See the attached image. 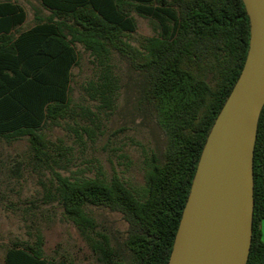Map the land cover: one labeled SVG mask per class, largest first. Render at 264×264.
<instances>
[{"label": "trees", "instance_id": "trees-1", "mask_svg": "<svg viewBox=\"0 0 264 264\" xmlns=\"http://www.w3.org/2000/svg\"><path fill=\"white\" fill-rule=\"evenodd\" d=\"M47 13L20 30L26 18L17 2L0 0V139H26L33 161L45 156L41 133L70 101L76 45L97 67L84 87L91 100L110 104L119 84L114 56L136 74L135 108L159 132L161 144L136 196L113 175L69 180L56 175L63 215L100 264H167L196 165L208 132L235 84L248 50L249 19L242 0H39ZM131 12L148 19L155 35L138 47ZM35 13H38L37 11ZM253 210L245 264H264V104L252 159ZM94 209L116 213L123 232L96 230ZM42 238L13 242L3 264H64L42 258Z\"/></svg>", "mask_w": 264, "mask_h": 264}, {"label": "rangeland", "instance_id": "rangeland-1", "mask_svg": "<svg viewBox=\"0 0 264 264\" xmlns=\"http://www.w3.org/2000/svg\"><path fill=\"white\" fill-rule=\"evenodd\" d=\"M24 5L26 0H15ZM28 1V0H27ZM33 7L38 0L28 1ZM135 30L126 40L138 47L142 38L155 35L150 20L131 12ZM78 64L71 70L70 101L64 113L41 130L48 141L45 156L30 157L26 139L7 143L0 139V264L13 242L34 243L42 238V258L64 264H100L76 227L65 218L56 198V175L69 180L113 175L140 196L144 175L160 144L154 125L137 112L133 83L136 74L114 56L119 89L110 104L91 100L84 92L97 67L76 45ZM96 230L109 236L123 232L125 223L116 213L94 209ZM264 242V220L261 222Z\"/></svg>", "mask_w": 264, "mask_h": 264}, {"label": "water", "instance_id": "water-1", "mask_svg": "<svg viewBox=\"0 0 264 264\" xmlns=\"http://www.w3.org/2000/svg\"><path fill=\"white\" fill-rule=\"evenodd\" d=\"M242 3L245 61L205 139L167 264H245L248 257L253 148L264 104V0Z\"/></svg>", "mask_w": 264, "mask_h": 264}, {"label": "crops", "instance_id": "crops-1", "mask_svg": "<svg viewBox=\"0 0 264 264\" xmlns=\"http://www.w3.org/2000/svg\"><path fill=\"white\" fill-rule=\"evenodd\" d=\"M10 1L11 2H15V0H10ZM28 1L26 0L25 3L28 6L30 12L27 11V9H26V7L24 5H21L19 3L23 7V9L25 10V13H26V18H25L24 22L22 23V25L20 26V30H27V29H29L30 27H32L35 24V22H34V14H39V12L42 13V14H46L47 13L44 9L41 8L39 3H38L37 6L33 7ZM38 2H39V0H38ZM36 11L38 13H35Z\"/></svg>", "mask_w": 264, "mask_h": 264}]
</instances>
